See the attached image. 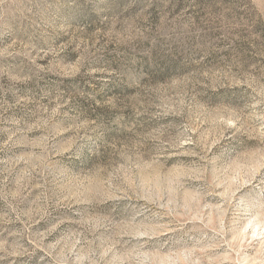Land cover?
Here are the masks:
<instances>
[{"label": "rangeland", "instance_id": "1", "mask_svg": "<svg viewBox=\"0 0 264 264\" xmlns=\"http://www.w3.org/2000/svg\"><path fill=\"white\" fill-rule=\"evenodd\" d=\"M0 264H264V0H0Z\"/></svg>", "mask_w": 264, "mask_h": 264}]
</instances>
